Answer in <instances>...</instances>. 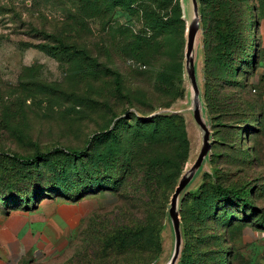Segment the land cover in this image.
<instances>
[{
	"label": "rangeland",
	"instance_id": "1",
	"mask_svg": "<svg viewBox=\"0 0 264 264\" xmlns=\"http://www.w3.org/2000/svg\"><path fill=\"white\" fill-rule=\"evenodd\" d=\"M201 10L213 142L179 206V264H264V0ZM186 25L182 0H0V196L51 202L56 217L16 264L169 259L170 197L200 146Z\"/></svg>",
	"mask_w": 264,
	"mask_h": 264
},
{
	"label": "water",
	"instance_id": "2",
	"mask_svg": "<svg viewBox=\"0 0 264 264\" xmlns=\"http://www.w3.org/2000/svg\"><path fill=\"white\" fill-rule=\"evenodd\" d=\"M182 6L184 19L187 21L183 61V72L187 82L186 97L189 103L186 111H189L191 119L198 129L200 146L194 161L184 169L170 197L167 213L173 234V249L169 259L164 264H177L178 262L182 249L179 206L183 196L187 192V187L202 170L204 163L210 155L212 146V131L208 123L197 75L198 47L200 33H202L199 0H182ZM162 113L178 112L169 111Z\"/></svg>",
	"mask_w": 264,
	"mask_h": 264
},
{
	"label": "crops",
	"instance_id": "3",
	"mask_svg": "<svg viewBox=\"0 0 264 264\" xmlns=\"http://www.w3.org/2000/svg\"><path fill=\"white\" fill-rule=\"evenodd\" d=\"M51 202H41L32 209L5 211L0 204V264H16L29 254L33 257L42 248L49 233Z\"/></svg>",
	"mask_w": 264,
	"mask_h": 264
},
{
	"label": "trees",
	"instance_id": "4",
	"mask_svg": "<svg viewBox=\"0 0 264 264\" xmlns=\"http://www.w3.org/2000/svg\"><path fill=\"white\" fill-rule=\"evenodd\" d=\"M201 0H199V12H200V16H201V25H202V30H203V21H202V12H201ZM203 42V40H202ZM204 43V42H203ZM184 46H185V34H184ZM203 48H204V44L202 45ZM39 49L45 51L46 53L48 54H52L54 53L55 51H57L58 49L59 50H62V51H66L69 47L66 46V45H62L60 44L59 46H50V45H38L37 46ZM206 108H207V105H206ZM178 113H157L151 117H149L148 119H152L154 117H167V116H173V115H176ZM213 142V141H212ZM251 150V149H250ZM83 153V150H75L72 152L73 156H75L76 158H80V156L82 155ZM41 155V154H40ZM36 157H25V158H19L17 157L18 160H21L22 161V164H31V163H34L36 161L35 159ZM188 193V192H187ZM186 194V193H185ZM188 195V194H187ZM14 196L13 194H9V195H1L0 196V204L2 205V207L4 208L5 211H9V210H12V209H18V208H23V209H32L34 207L37 206V204H33L31 206H28V204H24L25 202L21 201L20 199H14ZM48 194L46 193H41L40 196H38V199L37 200H42L44 197H47ZM185 196V195H184ZM182 198L181 200V203L185 200L186 197ZM39 202V201H38ZM182 252H183V247L181 249V253H180V257L178 259V262L177 264L180 263L181 261V257H182Z\"/></svg>",
	"mask_w": 264,
	"mask_h": 264
}]
</instances>
